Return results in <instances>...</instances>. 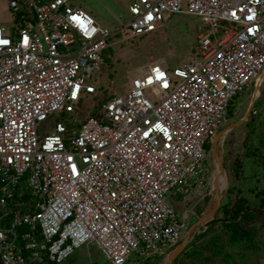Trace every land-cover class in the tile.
<instances>
[{"label":"built area","instance_id":"built-area-1","mask_svg":"<svg viewBox=\"0 0 264 264\" xmlns=\"http://www.w3.org/2000/svg\"><path fill=\"white\" fill-rule=\"evenodd\" d=\"M10 6L17 34L0 28V264H64L92 243L110 264L167 255L186 229L168 200L203 185L232 103L264 76V0H130L117 34L134 40L177 15L199 18L196 59L150 64L78 130L66 117L99 94L114 31L69 0Z\"/></svg>","mask_w":264,"mask_h":264},{"label":"rangeland","instance_id":"rangeland-1","mask_svg":"<svg viewBox=\"0 0 264 264\" xmlns=\"http://www.w3.org/2000/svg\"><path fill=\"white\" fill-rule=\"evenodd\" d=\"M69 4L88 11L96 19L97 15L88 9L92 7L99 14L100 19L96 20L98 24L114 31L115 34L104 64L95 72L99 94L84 97L79 110L66 117L70 118V123L74 124L75 121V124L80 125L85 122L97 111L103 98L124 93L130 87L132 80L143 75L150 64L159 63L173 70L196 59L198 33L202 25L199 18L177 15L166 21L155 33L127 40L117 34L116 30L121 23H128L131 20L130 0H69ZM256 90V85L251 84L234 100L229 116L220 130L238 122L246 115ZM259 93L260 96L254 106L257 114L251 115L248 123L238 126L225 136L218 147L226 169V174L221 177V180H224L222 205H229V199L244 197L250 207L262 209L264 212L260 204L264 189V81ZM57 118L59 115L55 114L48 121L39 124L40 134H52L54 121ZM238 162L242 164L240 169L237 166ZM214 174L215 167L210 155L203 185L194 190L186 201L183 195L177 194L172 195L168 200L186 224L183 238L200 219L202 216L200 214L205 213L213 202ZM256 227V243L262 250L249 251L244 245L234 247L233 252L228 250L232 254L235 252L239 255L236 257L239 264H264V215L257 222ZM205 230V228L198 230L194 237ZM165 256L156 258L154 262L159 264ZM141 262L142 259L137 254H133L127 264H141ZM64 264L110 263L98 246L92 243L77 249Z\"/></svg>","mask_w":264,"mask_h":264},{"label":"trees","instance_id":"trees-1","mask_svg":"<svg viewBox=\"0 0 264 264\" xmlns=\"http://www.w3.org/2000/svg\"><path fill=\"white\" fill-rule=\"evenodd\" d=\"M110 50L111 47L105 54V60ZM108 97L103 98L100 105ZM231 108L232 105L229 112ZM256 114V110L253 109L251 115L255 116ZM79 126V124L76 125V130ZM237 166L239 169L242 168L240 162L237 163ZM260 204L264 208V189L261 193ZM263 215L262 209L250 207L244 197H239L236 200L229 199V205H222L218 211L216 221L201 234L195 236L184 253L173 264H220V262L222 264H228V262L229 264H239L236 258L239 255L229 251L233 252V248L239 245H244L249 251L262 250L256 243L255 237L256 224Z\"/></svg>","mask_w":264,"mask_h":264},{"label":"water","instance_id":"water-1","mask_svg":"<svg viewBox=\"0 0 264 264\" xmlns=\"http://www.w3.org/2000/svg\"><path fill=\"white\" fill-rule=\"evenodd\" d=\"M263 81H264V76L261 77L260 82L258 83L256 87L257 90L255 92V95L252 99V102L248 108L246 115L238 122H235L232 125L222 129L211 142L210 152H211V157L213 159V165L215 167V174H214L215 175V184H214L215 193L213 194L214 198L212 201L215 200V203L213 204L212 202L211 204L213 205L212 208L209 210V208L211 207L210 206L206 210V212L202 214L200 219L192 226V228L187 233V235L183 238V240L173 250H171L159 264H173L184 253L188 245L193 240V237L196 234V232L198 230H201L202 228H205V229L209 228L216 221V216L222 206V199H223L221 176L226 174V169H225L223 160L219 152V147H218L219 142L225 136L230 134L235 128L249 121L251 114L253 112L254 106L260 96L259 89Z\"/></svg>","mask_w":264,"mask_h":264},{"label":"crops","instance_id":"crops-1","mask_svg":"<svg viewBox=\"0 0 264 264\" xmlns=\"http://www.w3.org/2000/svg\"><path fill=\"white\" fill-rule=\"evenodd\" d=\"M88 9L97 15L96 20L100 19L99 14L92 7ZM0 28L10 37L15 35V18L10 6V0H0ZM155 260L156 259L147 262H150V264H157V262H154ZM147 262L145 264H148Z\"/></svg>","mask_w":264,"mask_h":264},{"label":"bare ground","instance_id":"bare-ground-1","mask_svg":"<svg viewBox=\"0 0 264 264\" xmlns=\"http://www.w3.org/2000/svg\"><path fill=\"white\" fill-rule=\"evenodd\" d=\"M159 64V63H157ZM161 65V64H160ZM224 175H222L221 177H223ZM224 184V180L222 181V185ZM223 188V187H222ZM209 191V190H208ZM213 193H215V190L213 189ZM215 203V200L213 201V204ZM213 205H211V207L209 208V210L212 208Z\"/></svg>","mask_w":264,"mask_h":264},{"label":"snow or ice","instance_id":"snow-or-ice-1","mask_svg":"<svg viewBox=\"0 0 264 264\" xmlns=\"http://www.w3.org/2000/svg\"><path fill=\"white\" fill-rule=\"evenodd\" d=\"M150 19H151V17H150Z\"/></svg>","mask_w":264,"mask_h":264}]
</instances>
